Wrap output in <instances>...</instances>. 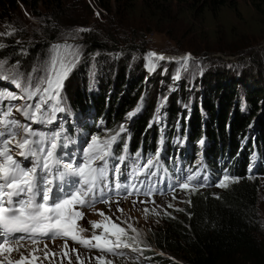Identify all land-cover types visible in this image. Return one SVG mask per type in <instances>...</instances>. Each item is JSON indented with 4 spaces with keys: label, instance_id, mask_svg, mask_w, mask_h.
Masks as SVG:
<instances>
[{
    "label": "trees",
    "instance_id": "1",
    "mask_svg": "<svg viewBox=\"0 0 264 264\" xmlns=\"http://www.w3.org/2000/svg\"><path fill=\"white\" fill-rule=\"evenodd\" d=\"M97 1L109 9V0ZM140 1L114 0L113 6H123L132 17L144 15L147 26L161 33L169 19L164 16H171L175 5L201 20L211 14L218 16L224 9H239V0H142V6ZM246 1L264 16V0ZM70 3L71 0H0V44L4 45L0 48V63L4 65L0 71L7 75L0 81L13 83L19 77L22 86L26 81L35 83L46 68L38 69L36 64L39 60L47 63L48 48L52 50L51 43L61 39L57 35L61 28L50 24L49 17L44 16L32 32L19 25L21 6L33 13L38 12V6L51 8L53 21L60 25L65 21L72 26L83 24L76 18L67 19ZM83 27L84 49L61 92L64 111L57 116L62 123L95 114L102 128H97L96 123L91 126L88 139L93 135L107 138L123 125L125 131L116 145L121 148L116 154L118 159L126 150L127 125L133 122L130 148L137 150L130 156L175 152L195 164L198 155L204 153V158L212 160L210 171L219 170L222 175L227 168V176L232 178L223 190L190 192L181 211L165 216L161 225L149 232L148 242L161 253L156 256L155 251H149L150 264H264V218L258 206L259 185L264 181V50L262 55L252 53L249 60L243 57L242 64L215 55L245 56L251 51L249 42L224 44L217 49L190 46L181 51L167 50L173 55L190 54L209 60L207 74L200 78L187 71L173 90L175 77L165 76L154 86L147 65L149 54L140 36L123 44L127 40L124 31L122 38L116 39L112 33L104 35L91 29L88 23ZM136 43H142L137 52L128 50ZM228 45L237 46L231 50ZM18 93L22 94L21 89ZM0 104L9 106V99ZM129 113L134 115L129 118ZM161 122L165 125L163 131ZM55 125L39 124L44 129H38L50 133ZM255 148L262 157L261 177H250L246 172Z\"/></svg>",
    "mask_w": 264,
    "mask_h": 264
},
{
    "label": "snow or ice",
    "instance_id": "2",
    "mask_svg": "<svg viewBox=\"0 0 264 264\" xmlns=\"http://www.w3.org/2000/svg\"><path fill=\"white\" fill-rule=\"evenodd\" d=\"M3 47L0 44V48ZM61 49L67 53L63 57L60 56ZM52 50L54 55L39 80L35 83L26 81L23 86L19 77L12 80L15 87L21 89L22 95H7L0 91V101H35L16 109L30 123L10 119L13 106L0 104V252H11L10 243L19 244L28 239L39 243L37 237H47L53 241L70 238L86 247L114 253V248L109 246L108 224L92 222L94 229L103 228L106 234L102 242V238L94 233L92 239L97 243L92 244L91 240L78 235L84 231L78 226V221L83 218L84 207L92 209L97 203L111 202L105 197L104 188L109 173L118 171V168L110 169L109 161L121 151L116 145L125 129L121 125L117 133L107 138L93 135L83 147L69 152L70 143H75L69 137L56 130L46 133L31 126L54 123L57 113L64 111L61 106L64 81L79 61L78 51H73L70 46L53 45ZM152 58L164 59L162 55L157 57L155 53H150V61ZM184 59L190 60L191 55ZM3 67L0 63V70ZM0 79H7L2 71ZM175 79H179V75ZM128 115L131 118L134 113ZM118 158L124 159L123 156ZM148 163L151 167V161ZM231 180L225 176L216 186L227 187ZM182 187L189 189L191 186L184 183ZM118 211L123 212V209ZM99 215L104 216V213ZM106 219L110 220L109 217ZM111 230V235L116 237V248L129 247L120 239L123 228L111 223ZM98 259L100 264H110Z\"/></svg>",
    "mask_w": 264,
    "mask_h": 264
},
{
    "label": "rangeland",
    "instance_id": "3",
    "mask_svg": "<svg viewBox=\"0 0 264 264\" xmlns=\"http://www.w3.org/2000/svg\"><path fill=\"white\" fill-rule=\"evenodd\" d=\"M109 1V9H104L102 6H100V2H98L97 0H71L69 8H67L69 12V16L67 17V19L76 18L78 21L83 22V24L81 23L76 26H72L67 21L62 23L65 25L55 23L53 21V9L51 8L45 10L41 6H38V12L33 13L31 10H27L23 6H21L19 25H24L30 32H32L37 26H39V23L41 19L44 18V16L49 17L50 24L61 28V32L57 34L61 39L56 43H51V45H67L70 46L73 51H78L79 54L80 50L84 49L82 48L84 46H81V44L83 43L82 35L85 31L81 32L78 30L85 29L83 26L87 25V23L90 24L91 29H96L104 35L112 33L116 37V39H121V32L124 31L127 40L124 39L123 44H127L134 40V38L140 36L144 40L143 44L144 46H146L145 51H147L148 54L155 53L157 57L161 55L164 57L163 60L152 58L150 61L149 59L147 63L148 68L150 69L149 76L150 78L152 77L154 86L159 83L160 79L165 76L174 78L179 75V77H182L183 75H186L187 71H189L195 73V77L202 78L210 71V69H207V64L209 63V60L207 59L208 57L195 58L191 56L190 60L185 61L184 58L187 57L188 54H182L178 56L166 53L167 50L181 51V49H187L190 46L194 48L198 47L200 50H205L203 49L204 46L209 47L210 49H217L224 44H241L244 42H249V45L251 44L252 47H249L248 49L251 51L245 52V56L242 54H239L235 57H225L223 55L215 56H221V58L231 60L236 64H242L243 57H245L246 60H249L252 53H259L261 55L263 54L264 16L258 15L246 0H239V9L237 12H232L229 9H224L217 14L218 16H214V14H211L207 15L202 20L191 17V14L189 12L184 11V7L179 8L175 5L173 8L174 13H171V16H164V18L168 17L169 19H167V21L164 23V32L162 33L155 32V28L147 26L145 21H147L148 18L144 15L132 17L123 8V6H113L114 0ZM140 2V6H142L144 1L141 0ZM130 7L131 5H129V8ZM20 30L22 29L20 28ZM215 33L217 34L215 35ZM250 35L254 36L252 37ZM201 36H203L202 39H199ZM217 37H219L220 39L217 40ZM246 37L249 38L245 39ZM141 44L142 43H136L132 46H129L128 50H134L137 52L138 46ZM180 45H182L183 48H181ZM246 45L247 43L242 46ZM235 46L228 45L226 47H229L232 50L236 49ZM177 47H179V50H176ZM48 50V57L50 56L51 59L54 53L53 50H50L49 48ZM120 50L121 47H118L117 51L120 52ZM66 54L67 53L64 49L60 50L61 57L65 56ZM48 57L46 61L47 63H43V60L42 62L39 60L36 64V68L39 69V67L42 66L47 67L48 62L50 61ZM177 83L178 79H175L172 85L173 90L176 89ZM10 101L18 102V109L23 106L21 99ZM11 118L26 123L25 119L19 113V111H15ZM56 125L60 131L61 122L58 121ZM32 127L34 128V126ZM207 183L208 178L206 176L200 174L195 177L194 185H202L206 187ZM147 185L159 188L163 185V180H160L158 176L148 175ZM259 187L261 193L258 206L261 211V215L264 218V181L260 182ZM184 196L185 194L178 195L174 197V199H165L159 201L157 205L159 206L162 202L165 201H173V203H175L176 201H181ZM106 198H108V195L106 196ZM101 203L102 202L97 203L95 207H98V205ZM187 203L188 201L186 202V204ZM178 205L179 204L171 205L169 211L172 213H178L182 210V207L179 208ZM144 210L134 211L128 209L124 215L120 216L119 219L114 220L117 224H119L121 227H124L129 232L131 244L128 245L137 246L138 244L142 243L144 249H141V251L144 252V254L149 255L148 252L154 250L147 240L149 238V232L160 226L162 221L160 219L159 213H147ZM147 210L153 211L150 209ZM82 211L84 215L83 218L78 221V226L82 227L83 229L85 228L90 230H94V228L92 227V222L108 224L109 219H106V217H114L113 213L116 212V210H113L111 211L110 215V210L107 207L97 211L89 208H83ZM101 212L104 213V216L99 215V213ZM132 229H135V231H133ZM109 231L112 232L110 227ZM122 235H124V233H120V237H122ZM112 236L114 240H116V237L114 235ZM80 245L81 243L74 242L73 240L51 244V246H55L56 249H58V254L56 255V259H52L50 264H56L58 259L65 261L63 264H100V259H97L99 256L92 257V255H97L94 251H91L92 254H85V251L89 250H86V247L84 246L78 247ZM60 249H66L70 251L71 258L69 260H66L64 257V253L70 252H63ZM159 255L161 254L157 253L156 256ZM100 257L105 262H110V264H132L135 262V260L133 259L119 260L112 258L106 252L102 253ZM139 259H144L143 254H140ZM154 261H157V257H155Z\"/></svg>",
    "mask_w": 264,
    "mask_h": 264
},
{
    "label": "clouds",
    "instance_id": "4",
    "mask_svg": "<svg viewBox=\"0 0 264 264\" xmlns=\"http://www.w3.org/2000/svg\"><path fill=\"white\" fill-rule=\"evenodd\" d=\"M255 128H256V127H255ZM247 167H248V166H247ZM249 176H250V177H259L260 175H259V174H252V173H250ZM225 188H227V187H224V189H225ZM195 190L209 191V190H205V189H203V188H197V189H195ZM195 190H193V191H195ZM193 191H191V192H193ZM214 191H215V190H214ZM183 194H185V196L182 198L181 201H176L175 203H173V201H165V202H162V203L160 204V208H159V210H157V211H151V212L159 213V214H160V219H161V220H162L165 216L171 215L172 212L169 211L170 208H171V207H169V205L179 204V205H178L179 208H180V207H183V206L186 204V202L188 201L189 197L191 196L190 192H181V193H180V195H183ZM176 196H177V195H175V194H173V195H165V197L160 198L159 201H162V200H165V199H169V198L174 199V197H176ZM128 209H130V208L128 207ZM141 209H142V208H139L137 211H141ZM147 213H148V212H147ZM130 244H131V243H130ZM134 249H135V250H134ZM141 249H144V246H143L142 243L138 244L137 246H133V247L131 246L128 250H129V251H132V252H136V253L143 254V257H144V258H147V260L149 261L148 256H147L146 254H144V252H142ZM153 249H154V248H153ZM153 251H155L156 253H159V252H157L155 249H154ZM160 254H161V253H160ZM134 263H136V264H150V262H148V263H140V262L137 263V262H134ZM132 264H133V263H132Z\"/></svg>",
    "mask_w": 264,
    "mask_h": 264
},
{
    "label": "bare ground",
    "instance_id": "5",
    "mask_svg": "<svg viewBox=\"0 0 264 264\" xmlns=\"http://www.w3.org/2000/svg\"><path fill=\"white\" fill-rule=\"evenodd\" d=\"M26 123H30V122H29V121H26ZM95 123H96L97 128H102V122H101V120H99V121L95 120ZM31 126H34V129H38V128L44 129V127H39V124H33V125H31ZM176 129H177V128H176ZM53 130H54V129H49V132L51 133ZM55 130H56V131H59L57 125H55ZM186 131H187V130H186ZM59 132H61V133L63 134V136L68 137L67 134L64 133V132L62 131L61 127H60V131H59ZM127 135H128V136H127ZM126 136H127L126 150L129 152V154H134L135 150H137V149L130 148L131 143H132V133H131V132H129V133L127 132V133L125 134V137H126ZM246 142H247V140H246ZM244 145H245V144H244ZM247 145H248V144H247ZM140 147H144V146H140ZM141 150H142V149H141ZM141 155H142L145 159H147V154H146V153H141ZM206 161H208V163H211L212 160L209 158V160H206Z\"/></svg>",
    "mask_w": 264,
    "mask_h": 264
}]
</instances>
